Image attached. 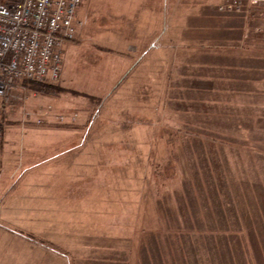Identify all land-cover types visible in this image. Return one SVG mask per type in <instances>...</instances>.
I'll use <instances>...</instances> for the list:
<instances>
[{
	"label": "rangeland",
	"instance_id": "374dc122",
	"mask_svg": "<svg viewBox=\"0 0 264 264\" xmlns=\"http://www.w3.org/2000/svg\"><path fill=\"white\" fill-rule=\"evenodd\" d=\"M223 1L78 7L54 90L24 82L0 102V264H66L72 253L46 232L67 240L82 229L97 247L74 252L76 264H264V120L236 129L219 92L206 101L202 68L188 64L202 48L189 36L204 30L187 22L202 26L208 7L239 14L219 11ZM166 9L174 32L152 35ZM48 165L64 167L53 187ZM36 245L64 256L40 262Z\"/></svg>",
	"mask_w": 264,
	"mask_h": 264
},
{
	"label": "crops",
	"instance_id": "0c3cea01",
	"mask_svg": "<svg viewBox=\"0 0 264 264\" xmlns=\"http://www.w3.org/2000/svg\"><path fill=\"white\" fill-rule=\"evenodd\" d=\"M154 5L157 9H163V7L158 5V1ZM163 6L167 7V4H164ZM169 8L171 9V5ZM214 8L215 7H208L203 12L202 17L204 22L202 26L199 25L200 23L194 21L187 22L188 30L191 28L194 30L202 28L204 30L202 37L198 36V38H196L192 36L195 33L189 36L190 41L192 43L194 42V44H198L199 41H201L200 44L202 45V48L191 51L188 55V64H197L202 68L199 70L203 77L201 90L205 92L206 101H210L207 99V92H219V101L221 104L219 102V107H217L233 110L230 114L235 118L234 125H236V129L241 128L244 124L252 126V124L259 122L260 119L264 120V43L254 32V28L261 23V15L257 11L250 12V15L248 16L242 15L243 17L239 14L226 15L217 13ZM166 15L169 16L167 9L165 10V13H163V18L159 16L154 17L156 23L154 25L155 31L152 35H157V31L163 25L167 27L166 31L170 30L171 33L174 32L175 25L173 22H168ZM209 18H211V21H209ZM200 38L202 39L197 40ZM166 44L173 45L174 42L173 40L171 42L167 41ZM193 73V71L190 72L192 75ZM197 74H199L198 71L194 73V75ZM206 76H211L213 83L211 80L205 79L204 77ZM230 85L231 87H228ZM230 90L234 93H231V95L228 96L226 91L229 92ZM223 100L229 104H225ZM204 106L211 107L208 106V104H204ZM215 106L216 105H214V107ZM227 112L228 111H226L225 115ZM30 167L34 168V165L27 166L26 168L29 169ZM62 167L63 166L58 165H48L46 168L47 170L45 169L46 173H48L47 179L51 187L58 182V179H52L51 175L56 171L61 173L62 171L60 170H62ZM57 175L58 174L55 176ZM63 177L66 178V176ZM61 181V183H63L62 187H70L72 182H74V180L68 179ZM71 201L73 203V200ZM160 212H162V210H160ZM76 214L77 213L70 214L67 219H75L77 216ZM85 232L86 230L84 229L80 231L76 230L74 232L75 237H69L67 240H61V236L57 233L51 234L49 231L46 232L49 240L53 242L56 240L58 243L60 242V244L64 246V250L72 253L73 256L68 261V258L64 255L51 251L50 249L47 250L48 248L45 249L46 247L44 246V248L43 245H36L34 246L36 251L38 250L39 252L40 250H43L41 252L40 262H44L47 259L51 262V257L49 256L53 253L55 255L53 258L64 256L67 261L66 264H73V262L76 264L75 261L79 262L83 256H76L74 252H90L92 247H97L93 245L88 246L89 244L87 243L89 240H84V238H86L84 236ZM157 246L158 245L156 244V250H158ZM169 246L171 249V244ZM44 249L47 251L45 252ZM169 252H171V250H169ZM97 262L100 264L98 260ZM85 264H89L88 261L85 262Z\"/></svg>",
	"mask_w": 264,
	"mask_h": 264
},
{
	"label": "built area",
	"instance_id": "2783aa9c",
	"mask_svg": "<svg viewBox=\"0 0 264 264\" xmlns=\"http://www.w3.org/2000/svg\"><path fill=\"white\" fill-rule=\"evenodd\" d=\"M84 0H0V102L21 80L54 81L59 76L60 46L75 36L77 9ZM261 15L255 27L264 41V0H225L219 11Z\"/></svg>",
	"mask_w": 264,
	"mask_h": 264
},
{
	"label": "trees",
	"instance_id": "16d2710c",
	"mask_svg": "<svg viewBox=\"0 0 264 264\" xmlns=\"http://www.w3.org/2000/svg\"><path fill=\"white\" fill-rule=\"evenodd\" d=\"M24 82H26L27 85L30 84L29 87H32L33 89H35V90H37L39 92H48L49 93V91H52L55 88L54 85L52 83H50L52 81H41V82L37 83L36 81H32V80H26V79L21 80V83H24ZM165 244L168 245V247H167L168 251L171 250L170 246H169L171 244V241L165 242ZM48 246H50L54 250H58V251H61V252L65 253V251H63L62 249H60V248H58V247H56L54 245H48ZM169 253L171 254V252H169Z\"/></svg>",
	"mask_w": 264,
	"mask_h": 264
}]
</instances>
